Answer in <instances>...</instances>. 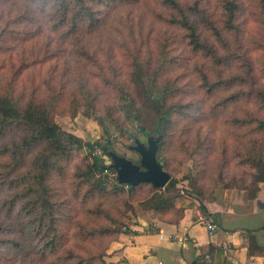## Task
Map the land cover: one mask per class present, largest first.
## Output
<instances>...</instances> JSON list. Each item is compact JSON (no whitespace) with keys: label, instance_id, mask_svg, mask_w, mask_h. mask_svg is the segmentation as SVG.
I'll use <instances>...</instances> for the list:
<instances>
[{"label":"rangeland","instance_id":"1","mask_svg":"<svg viewBox=\"0 0 264 264\" xmlns=\"http://www.w3.org/2000/svg\"><path fill=\"white\" fill-rule=\"evenodd\" d=\"M185 1L194 5V0ZM237 1L240 9L236 21L244 29L242 43L256 63V85L264 89V0ZM195 4L205 10L214 26H222L220 0H198ZM35 7L24 0H0V30H7L0 47V61L9 58L11 49L20 42L14 43L11 34L23 38L24 34L19 33L34 34L38 23L46 24L41 9ZM171 11L165 0L113 1V10L106 13L105 23L93 31L85 30L80 45L70 44L68 39L51 40L47 31L23 43V47L19 45L28 54L36 51L43 54L42 60L48 58L45 63L35 62L26 78H21L19 87L29 82L42 94L48 89L46 80L50 77V84L53 81V86L63 92L55 120L63 129L79 136L80 141L72 147L73 155L65 171L52 178L53 199L59 202L55 211L57 228H49L45 233L31 230L26 217L18 211L20 202L12 201L7 186L0 189V264H76L80 256L86 258L99 252L107 253L105 259L113 262V241L117 235L133 224L141 225L142 219H154L146 205L165 189L149 183L133 187L118 184L117 172L110 168L103 176L105 190L87 195L88 185L78 186L79 177L74 174L79 172L77 166L91 163L95 154L109 164L105 145L138 162L140 155L131 146L136 139L147 144L150 135H158L156 108L162 103L172 107L173 121L166 131L160 132L162 144L157 155L176 183L172 192L203 199L217 189L241 188V177L247 169L239 164L235 152L257 133L233 118L244 116L246 111L264 117V107L249 97V86L242 81L222 90L212 88L220 75L228 78L241 74L240 63L217 64L205 50L195 49L182 38V31L168 22ZM189 13L197 21L202 37L223 52L205 15L194 9ZM18 15L21 17H15ZM82 48L86 53H80ZM166 51L167 63L155 77L145 74L144 88H139L131 75L135 69L133 55L138 52L144 63L150 61L151 68H155ZM20 59L14 61L18 68ZM10 72H0V86L14 77ZM204 73L210 76L206 84ZM32 78L37 79L34 84L30 82ZM81 83V91L90 93L86 99L78 91ZM239 91L243 93L238 99L220 104ZM121 94L129 95L133 103ZM75 98L80 102L78 112L71 109ZM88 144H94L92 151ZM99 176L96 173L95 179ZM14 240L19 245L12 246Z\"/></svg>","mask_w":264,"mask_h":264},{"label":"trees","instance_id":"2","mask_svg":"<svg viewBox=\"0 0 264 264\" xmlns=\"http://www.w3.org/2000/svg\"><path fill=\"white\" fill-rule=\"evenodd\" d=\"M24 1L29 6H36V9H41V14L45 16L47 22L46 24L38 23L34 34H31V32L19 33L24 34L23 38L14 37L15 34H11V40L14 43L20 42L11 49L9 58L0 61V72L11 70L10 74L14 75V77H10V80L0 86V189L7 186L12 193V201L15 204L20 202L18 211L23 217H26V223L31 230L36 229L40 233H45L49 228H57L56 223H58V216L55 211L59 202L53 199L52 178L54 174L65 171L67 162L71 160L73 155L71 149L77 146L80 138L76 134L63 129L55 120V115L60 111L59 105L63 101V92L53 86V81L50 84V77L46 80L48 89L42 94L36 90L34 85L30 86L29 82L28 85L19 87L22 82L21 78L25 77V74L35 62L45 63L48 61V58H46L47 60H42L44 56L41 53L33 51L28 54L26 50L21 48L24 46L23 43L27 44L36 36L43 34L44 31L50 34L51 40L54 38L60 41L68 39L70 44L80 45V41H82L81 35L85 30L93 31L105 23L104 17L106 13L113 10V1L121 3L132 0ZM165 1L168 3L169 8L172 9L168 22L182 31L181 35L184 40H187L197 50H205L217 64L231 65L240 63L241 74H235L228 78L220 75L217 82L212 84V88L222 90L231 86L237 80L242 81L244 85L249 86V97H254L260 106L264 107V89L256 85L259 84V79L256 77V63L247 54V49H244V44L242 43L244 29L236 21L240 9L239 2L237 0H220L224 20L222 26L218 27L214 26L212 21L204 14L205 10L195 4L198 0L193 1L194 5L185 0ZM190 9L205 15V21L212 24L211 30L215 36V41L218 42L223 52L220 53L213 42L202 37L197 21L190 16ZM15 17L20 18L21 16ZM37 17L39 16L37 15ZM34 22H36V17ZM6 32L7 30L5 29L4 31L0 30V47L3 44L4 33ZM169 38H167V41ZM22 51L24 53L21 54ZM138 52L133 55L132 64L135 65V69L132 70L131 75H133L132 79L136 81V85L139 88H144L146 82L145 74L155 77L160 68L162 69L167 63V51L162 53L160 63L155 68H151L150 61L146 60V63H144ZM80 53L84 54L86 52L83 49L80 50ZM19 57L21 58L19 62L20 68L14 62ZM14 67L15 71L12 70ZM203 78L205 84L210 80V76L207 73H204ZM36 80V78H32L30 82L34 84ZM83 88L84 84L81 83L78 91ZM81 93H83L82 96L85 99L90 95L85 90L81 91ZM241 93L243 91L224 98L220 104L225 105L229 100L238 99ZM120 96L128 98L130 100L128 102L133 103L129 95L121 94ZM78 99L71 100L72 105H74L71 109H75L73 110L74 112L79 111L80 102ZM156 112L158 115L156 132L161 136L160 148L162 144L160 132L166 131V128L172 123L173 109L172 107L164 106L162 103L156 108ZM135 117L138 120L140 119L139 114ZM233 121L241 124V126L246 124L248 128L251 127L249 130H254L257 133V136L248 138L241 150L235 152V157L239 158V164L247 169L244 173L245 176L241 177L239 186L247 189L251 196H255L260 189L259 184L264 182V117L246 111L244 116L235 117ZM88 147L92 151L94 144H88ZM77 167L79 172L74 174V176L77 175L79 177L77 185H88L85 190L87 195H94L97 190L98 192L105 190L106 186L103 176L104 172L109 171L110 167L106 166L101 156L95 154L91 163L86 164L82 168L80 165ZM96 173H99L100 176L95 179ZM116 183L120 184L122 182L116 178ZM175 185L174 179L171 178L161 188L165 189V192L161 193L158 191L159 193H156L148 201L147 209L152 210L154 216L164 218L169 222H176L183 216L186 208L195 205L193 199L199 203L201 210L206 215L210 214L208 201L216 198L215 191L211 197L195 198L186 193H173L171 189ZM152 187L157 188L154 185ZM12 242V246L14 244L19 245L15 240ZM253 247L252 243H250L251 252ZM214 251L216 250L211 247L207 252L198 256L195 263L215 264L214 262L219 258L216 260V256L213 255ZM217 252L220 254V251ZM106 254L105 252H99L86 258L80 256L81 260H78L76 264L126 263L124 259L117 262H109L105 259Z\"/></svg>","mask_w":264,"mask_h":264},{"label":"crops","instance_id":"3","mask_svg":"<svg viewBox=\"0 0 264 264\" xmlns=\"http://www.w3.org/2000/svg\"><path fill=\"white\" fill-rule=\"evenodd\" d=\"M259 186L255 196L243 188L217 189L216 198L208 201L209 215L193 199L195 205L186 208L176 222L156 216L151 222L142 219L141 225L133 224L117 235L113 261L196 264V258L213 247V255L219 258L215 264H264V182ZM203 214L217 224L215 232L210 233L201 222ZM224 245H228V251Z\"/></svg>","mask_w":264,"mask_h":264},{"label":"water","instance_id":"4","mask_svg":"<svg viewBox=\"0 0 264 264\" xmlns=\"http://www.w3.org/2000/svg\"><path fill=\"white\" fill-rule=\"evenodd\" d=\"M148 138L147 144L136 139V144L131 146V149L140 155L138 162L114 149H109L108 145L103 147L111 160L106 166L116 170L117 179L122 183L131 186L151 183L157 188H162L170 181L171 174L164 168L157 155L161 136L151 135Z\"/></svg>","mask_w":264,"mask_h":264},{"label":"built area","instance_id":"5","mask_svg":"<svg viewBox=\"0 0 264 264\" xmlns=\"http://www.w3.org/2000/svg\"><path fill=\"white\" fill-rule=\"evenodd\" d=\"M127 185H129V184H127ZM200 220L206 226V228L208 229V231L210 233H213L218 229L217 224L214 221H212L210 218H208L206 215H204V214L201 215ZM223 249L225 251H228V249H229L228 245H224ZM251 264H256V263L251 262Z\"/></svg>","mask_w":264,"mask_h":264}]
</instances>
